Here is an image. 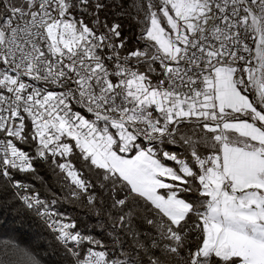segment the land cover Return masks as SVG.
Returning <instances> with one entry per match:
<instances>
[{
    "label": "snow or ice",
    "instance_id": "1",
    "mask_svg": "<svg viewBox=\"0 0 264 264\" xmlns=\"http://www.w3.org/2000/svg\"><path fill=\"white\" fill-rule=\"evenodd\" d=\"M89 5L0 0V177L29 193L17 195L44 218L58 242H71L66 250L76 264H165L163 255L178 257L179 264H264V0L137 4L144 11L141 38L154 51L137 49L125 57L116 51L124 47L123 40L115 42L120 25L99 19L105 4L95 0L94 27L73 16ZM253 51L252 58L242 54ZM133 57L147 62L146 71L128 66ZM106 61H112L111 70ZM156 61L160 78L154 84L149 74ZM237 61L244 64L237 68ZM26 77L66 91L42 89ZM73 102L95 119L75 111ZM193 118L207 134L200 140L213 149L209 155L200 153L191 136L181 137L191 149L188 159L155 147L176 143L178 126ZM30 139L37 145L34 156L19 146ZM74 149L89 168L101 170L108 182L101 187L123 192L112 204L119 209L113 228L132 233V252L120 242L110 253L65 220L55 199L44 200L13 179L12 170L34 173L37 157L66 158ZM57 167L74 186L71 196L90 191L91 182L70 161ZM130 197L150 213L142 217L147 228L140 233L132 229ZM87 201L94 204L95 195ZM189 231L197 233L194 245ZM11 248L15 259L0 264H41L29 250Z\"/></svg>",
    "mask_w": 264,
    "mask_h": 264
},
{
    "label": "trees",
    "instance_id": "2",
    "mask_svg": "<svg viewBox=\"0 0 264 264\" xmlns=\"http://www.w3.org/2000/svg\"><path fill=\"white\" fill-rule=\"evenodd\" d=\"M13 2H17V0H13ZM99 2L106 5L105 8L99 10V19L106 21L109 26L113 24L120 25L121 37L115 41L116 43H119L120 40L124 41V47L119 48L120 52L129 54L137 50L140 43L138 34L142 26L138 17L144 15L142 8L148 3L147 0H99ZM94 3L95 0H90L87 12L81 9L73 12L77 19H82L89 27L93 26L95 19L91 14ZM137 4L141 5L142 8L137 9ZM101 29L104 30L102 27ZM250 42L249 46L253 48L254 43L252 40ZM143 46V44H140V48H143ZM154 64L158 65V62ZM145 66H147V63H144L140 69ZM156 68V74L160 76V68ZM248 95L255 100V89L250 87ZM199 124L181 123L178 126L176 143H156L155 147L159 151L174 152L178 156L188 159L191 149L182 143L181 137L191 136L197 141L200 153L209 155L213 149L201 142V136L207 134L199 128ZM30 129L31 125L28 123L26 131H30ZM193 133L197 135H193ZM68 142L74 143L70 139H68ZM20 146L29 149L31 155H35L37 145L31 139L28 143L20 144ZM68 157L75 169L82 174V178L91 182L92 187L88 193H80L77 197L70 195L74 186L71 185L70 179H66L65 174L57 167V164L66 161V158L61 157L48 156L47 159L37 157L33 161L34 173H19L12 170L13 179L31 186L30 191L39 192L45 200L55 199L57 203L54 208L62 214L65 220L75 221L78 230L102 241L110 253H114L115 249L120 248V242H122L125 251L132 252L134 246L132 233L126 229L122 231L119 227L113 228L118 219L119 209L113 208L112 204L115 199L123 196V192L119 188L101 187L102 183L108 184V182L101 180V170L89 168L81 158L78 149H74ZM166 163L169 166L178 167L174 162L166 161ZM24 192L23 189L17 190L12 184L8 183L7 177H0V259L5 261L14 260L15 256L12 254L11 246L17 245L29 250L41 264H76L66 247L57 241L44 221L38 217L36 210L28 209L18 198L17 193ZM89 194L95 195L96 202L94 204L88 203L87 196ZM181 195L188 199H196L197 196L196 193H181ZM129 201L133 203L134 211L132 229L137 233L143 232L147 226L144 225L142 217L150 215V213L147 212L143 201L135 203L132 197L129 198ZM191 220H195V217H192ZM196 235V232H188L189 244L194 245L197 242ZM114 241H117L115 245ZM84 247L82 246L83 249ZM135 258L140 259V256L136 255ZM146 259L147 257H144L145 261ZM162 260L165 264H179V258L172 255H163Z\"/></svg>",
    "mask_w": 264,
    "mask_h": 264
},
{
    "label": "built area",
    "instance_id": "3",
    "mask_svg": "<svg viewBox=\"0 0 264 264\" xmlns=\"http://www.w3.org/2000/svg\"><path fill=\"white\" fill-rule=\"evenodd\" d=\"M92 25H93V24H92ZM90 27H94V25H93V26H90ZM97 30L100 31V32L104 31V30H102L101 28H99V29H97ZM245 42L248 43L249 45L251 44L250 40H246ZM254 46H255V45H254ZM253 49H254V47H253ZM116 51L120 54V57H125V56H128V55H129V54H126V53H122V52H120L119 48L116 49ZM103 53H104V55H110V54H111V50L105 48V49L103 50ZM242 54H243L246 58H252V57H254V51H253L252 54H249V53H242ZM252 62H253V64H254L255 59H253ZM106 63H107V66L109 67V69L111 70V68L113 67V63H112V61H106ZM144 63H146V61H144V60L137 61V59L133 57V58H131V59L129 60V62H128V66H129V67H135V68H137V69H140V67H141ZM243 64H244V61H237V63H236L234 66L237 67V68H240V66L243 65ZM25 80H26L28 83H34L37 87H40V88L45 89V90H48V91H53V92H56V93L66 91L65 88H61V87H59V86H57V85H54V84L45 83V82H43V81H32L31 78H27V77L25 78ZM73 109H74L75 111H79V112H81L82 114L86 115L87 118H89V119H95V117L93 116V114L88 113L87 110H86L85 108H83L80 104L73 105ZM155 114H156V113H154V115H155ZM100 123H101V126H102L103 122L101 121ZM185 123H200V121H197L195 118H193L191 121H185ZM26 124H28L27 121H26ZM26 128H27V127H26ZM113 131H114V130H113ZM62 139H67V138H62ZM67 142H68V139H67ZM145 143H147V141H145ZM19 146H20V145H19ZM20 147H22V146H20ZM22 148H23L25 151H27V152L31 155L29 149H27V148H25V147H22ZM66 161H70V159H69L68 156L66 157ZM66 161H65V162H66ZM19 194H29V193H28V192H24V193H19ZM40 196H41V195H40ZM41 198L44 199L42 196H41ZM44 200H45V199H44ZM21 201H22V200H21ZM22 202H23V201H22ZM23 203H24V202H23ZM24 205H25V204H24ZM41 220H43V221L45 222V220H44L43 217H41ZM45 223H46V222H45ZM77 230H78V229H77ZM79 231L82 232V233H84V232L81 231V230H79ZM84 234H85V233H84ZM55 235H56V234H55ZM87 235H90V234H87ZM61 244H62V243H61ZM62 245H63V244H62ZM64 246L66 247V249H69V248L72 247L71 242H69L68 245H64ZM83 254H84V252H83V248H82V246H81V255H83Z\"/></svg>",
    "mask_w": 264,
    "mask_h": 264
},
{
    "label": "rangeland",
    "instance_id": "4",
    "mask_svg": "<svg viewBox=\"0 0 264 264\" xmlns=\"http://www.w3.org/2000/svg\"><path fill=\"white\" fill-rule=\"evenodd\" d=\"M147 2H148V0H147ZM151 2L155 5V4H157L159 2V0H151ZM73 16L75 17L74 14H73ZM138 18H139V20L142 23V26H141V28L139 30V34H138L139 42H140L138 49L140 48V44H143L144 46H143V48H140V50H145L147 48V50H149V51H154V49L151 48V42L147 41L146 39L141 38L142 37V30L145 27L144 22H143L144 21V15L143 16H139ZM156 62L159 63V61H156Z\"/></svg>",
    "mask_w": 264,
    "mask_h": 264
},
{
    "label": "crops",
    "instance_id": "5",
    "mask_svg": "<svg viewBox=\"0 0 264 264\" xmlns=\"http://www.w3.org/2000/svg\"><path fill=\"white\" fill-rule=\"evenodd\" d=\"M152 67L155 68L156 71L150 73L149 75H150V77H151L153 83L155 84V83H158V79L160 78V76L156 74V72H157V68H156V67H159V63H158V65L152 64ZM146 69H147V67L145 66V67H142V69H140V70H142V71H146ZM249 98H250V97H249ZM250 99H251V98H250Z\"/></svg>",
    "mask_w": 264,
    "mask_h": 264
},
{
    "label": "bare ground",
    "instance_id": "6",
    "mask_svg": "<svg viewBox=\"0 0 264 264\" xmlns=\"http://www.w3.org/2000/svg\"><path fill=\"white\" fill-rule=\"evenodd\" d=\"M254 48H255V46H254ZM254 55H255V53H254ZM256 63V61L254 62V64ZM73 105H76V103L75 102H73ZM38 215V214H37ZM38 217L41 219V216H39L38 215ZM45 223V222H44ZM46 225H47V227L49 228V226H48V224L47 223H45ZM49 230H50V228H49ZM51 231V230H50ZM52 232V234L55 236V238H56V235H55V233L53 232V231H51ZM58 241V240H57ZM60 243V242H59ZM72 256V255H71ZM73 257V259H74V261H75V263H76V257H74V256H72Z\"/></svg>",
    "mask_w": 264,
    "mask_h": 264
}]
</instances>
